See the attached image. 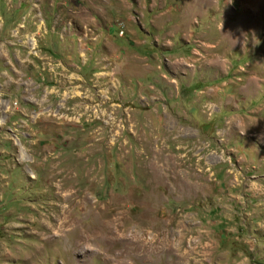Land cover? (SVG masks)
Listing matches in <instances>:
<instances>
[{
    "label": "rangeland",
    "instance_id": "rangeland-1",
    "mask_svg": "<svg viewBox=\"0 0 264 264\" xmlns=\"http://www.w3.org/2000/svg\"><path fill=\"white\" fill-rule=\"evenodd\" d=\"M0 264H264V0H0Z\"/></svg>",
    "mask_w": 264,
    "mask_h": 264
}]
</instances>
